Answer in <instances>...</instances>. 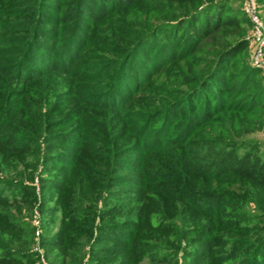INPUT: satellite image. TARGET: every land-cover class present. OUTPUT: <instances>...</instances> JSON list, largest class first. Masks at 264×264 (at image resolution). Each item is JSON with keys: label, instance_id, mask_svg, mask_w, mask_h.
Wrapping results in <instances>:
<instances>
[{"label": "trees", "instance_id": "16d2710c", "mask_svg": "<svg viewBox=\"0 0 264 264\" xmlns=\"http://www.w3.org/2000/svg\"><path fill=\"white\" fill-rule=\"evenodd\" d=\"M230 2L0 0V158L24 169L0 180V264L35 260L10 209L39 199L42 145L60 264H264V157L231 126L264 86L237 72L251 22Z\"/></svg>", "mask_w": 264, "mask_h": 264}, {"label": "rangeland", "instance_id": "374dc122", "mask_svg": "<svg viewBox=\"0 0 264 264\" xmlns=\"http://www.w3.org/2000/svg\"><path fill=\"white\" fill-rule=\"evenodd\" d=\"M226 1V0H225ZM231 2L228 4V8L226 9L225 17L229 15H240L242 10V3L241 0H230ZM259 5L261 7V16L264 20V0H258ZM16 7V6H14ZM247 33L246 39L250 35L252 31V24L247 26ZM253 46L248 44L246 51L241 54L237 63H235V67H237V72L241 70L243 65L246 63L250 66H253L252 55H253ZM256 67V66H253ZM261 73L259 75L258 84L264 86V68H260ZM243 120L239 118H234V123L231 125L233 130V137L243 143L244 146L248 145L249 143H253L259 147L260 154L264 157V112L260 116L251 115L248 117H243ZM253 121V122H252ZM252 122V123H251ZM45 145L41 146L42 152L38 156L35 157L34 161L37 163L38 168L36 170L35 178L32 181V184L36 186L38 191L39 199L33 203V205H28L26 203H21L19 206L14 205L13 209H10L13 215L21 221L22 224H28L25 229V233H23L22 240L23 243L15 242L13 247L16 249H24L25 251H30L35 254V260L31 262V264H60L62 259V255L60 254L59 248H53L49 244V241L58 233L61 228V213H57V216H52L50 213H46L41 209V204L43 198L40 195V187L41 182L39 180V175L42 174L43 176L51 175L52 172H45L43 171V153ZM62 149V148H58ZM53 151V150H51ZM241 152H244V148L240 149ZM30 160V158H29ZM37 160V162H36ZM52 166L54 164H51ZM8 163L4 161V159L0 158V180L5 183H10L11 181L18 182L22 179L21 173L23 172V165L18 164V169L13 167L9 168ZM53 171H60L59 168H55ZM80 177L76 176L75 181L77 182ZM71 181H73L71 179ZM2 182V183H3ZM13 182V183H14ZM27 182V181H26ZM1 183V182H0ZM29 183V182H28ZM31 183V182H30ZM51 200H48L47 203L49 205L55 204L54 196L49 195ZM18 207V208H16ZM246 209L252 215H257L259 213L257 204L255 200L248 201L245 204ZM17 209V210H16ZM174 222L178 223L177 218H174ZM179 224V223H178ZM27 230V231H26ZM22 235V234H21ZM74 253L79 256L78 264H87L90 263L88 260L87 247L82 251L77 248L74 249ZM86 255H82V253ZM183 252L179 254V262L178 264H184L182 259ZM81 256V257H80ZM83 256V257H82ZM122 258L116 257H107L104 261L100 262V264H121ZM96 262H94L95 264Z\"/></svg>", "mask_w": 264, "mask_h": 264}, {"label": "built area", "instance_id": "2783aa9c", "mask_svg": "<svg viewBox=\"0 0 264 264\" xmlns=\"http://www.w3.org/2000/svg\"><path fill=\"white\" fill-rule=\"evenodd\" d=\"M242 9L250 19L252 31L248 36L253 46L252 65L264 68V20L258 0H241Z\"/></svg>", "mask_w": 264, "mask_h": 264}]
</instances>
